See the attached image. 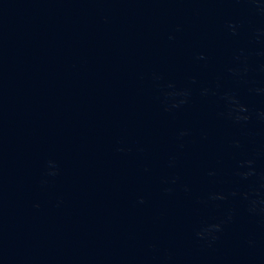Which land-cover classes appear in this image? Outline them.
<instances>
[{
	"label": "water",
	"instance_id": "1",
	"mask_svg": "<svg viewBox=\"0 0 264 264\" xmlns=\"http://www.w3.org/2000/svg\"><path fill=\"white\" fill-rule=\"evenodd\" d=\"M0 264H264V0H0Z\"/></svg>",
	"mask_w": 264,
	"mask_h": 264
}]
</instances>
